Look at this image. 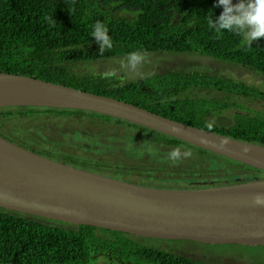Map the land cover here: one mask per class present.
Returning a JSON list of instances; mask_svg holds the SVG:
<instances>
[{"label":"trees","instance_id":"16d2710c","mask_svg":"<svg viewBox=\"0 0 264 264\" xmlns=\"http://www.w3.org/2000/svg\"><path fill=\"white\" fill-rule=\"evenodd\" d=\"M214 4L215 0H0V71L115 97L193 126L264 144V104L256 109L238 98L264 102V90L244 80L176 70L122 83L115 75L83 72L82 66L92 61L143 50L145 54H200L248 68L264 78V37L247 47L242 36L210 31L205 17L211 11L213 18L222 12ZM97 21L108 27L113 42L112 49L102 55L91 35ZM194 86L200 94L187 95L186 89ZM227 113L233 118L228 123L207 119L211 114H216L215 119ZM76 115L101 117L132 131L124 136L105 132L90 135L83 153L72 154L53 146L52 137L41 133L35 138L12 122L17 118ZM0 135L68 164L149 186L198 188L196 182L217 186L264 177L262 169L126 119L87 110L0 107ZM176 148L181 156L173 160L169 153ZM185 152L190 155H183ZM108 153L117 157L107 158ZM240 165L246 171L235 169ZM47 219L0 207V264L80 259L89 256V246L98 242L99 232L128 233L55 219L50 223Z\"/></svg>","mask_w":264,"mask_h":264},{"label":"water","instance_id":"95a60500","mask_svg":"<svg viewBox=\"0 0 264 264\" xmlns=\"http://www.w3.org/2000/svg\"><path fill=\"white\" fill-rule=\"evenodd\" d=\"M87 110L143 125L264 171V144L217 133L115 97L0 71V107ZM247 149V151H245ZM198 188L143 185L43 155L0 135V207L132 234L264 245V177Z\"/></svg>","mask_w":264,"mask_h":264},{"label":"rangeland","instance_id":"374dc122","mask_svg":"<svg viewBox=\"0 0 264 264\" xmlns=\"http://www.w3.org/2000/svg\"><path fill=\"white\" fill-rule=\"evenodd\" d=\"M124 57L103 59L92 61L85 66H82L83 72L93 73L96 76L102 75H115L121 79L122 83L130 80H141L145 77L153 74H164L170 71L182 70L184 72L200 71L209 72L219 75H226L237 80H244L247 83L255 85L257 88L264 90V78L257 72H252L248 68L240 67L230 63L214 60L210 57L203 56L200 54H188V53H170L155 51L146 54V60L137 67L135 72H132L122 67L121 62L125 61ZM188 91V92H187ZM200 89L190 87L186 89L187 95L190 93L195 96L200 94ZM239 100L252 106L256 109L263 108V101H254L249 98L238 97ZM211 114L207 116L208 120H214L219 122L221 120L226 123L233 120L232 117L227 113L225 116H214ZM17 126H22L23 129L32 133L35 138H40V134L47 137H52V145L66 152H72L81 154L83 153L84 145L90 135L106 133V135L118 134L124 136L125 133H131V129L124 126L117 125L114 122H104L101 117L91 118L88 116H73L69 117H51L46 118L38 116L36 118H17L13 119ZM8 127L12 128V123H9ZM105 141V140H104ZM106 141H109L106 139ZM45 144V142H42ZM92 145L96 144L92 142ZM91 154V153H90ZM116 154L108 153L107 158H112ZM95 157V153H93ZM99 157V155H98ZM117 157V156H116ZM233 166V165H231ZM86 169V168H84ZM242 171H246L244 166L240 165L235 167ZM229 180V178H226ZM152 242H161V239H151ZM167 242L178 243L187 249H198L205 253H213L216 255H232L235 257H243L245 260L256 262L257 264H264V245L250 246L242 245L237 243L231 244H218L210 245L203 242H192V241H171Z\"/></svg>","mask_w":264,"mask_h":264},{"label":"flooded vegetation","instance_id":"af4514ba","mask_svg":"<svg viewBox=\"0 0 264 264\" xmlns=\"http://www.w3.org/2000/svg\"><path fill=\"white\" fill-rule=\"evenodd\" d=\"M48 219L46 221L54 223L53 220ZM98 236V242L89 246L92 250L88 249V257L84 255L80 259L71 261L55 260L42 264H257L239 256L216 255L195 248L187 249L178 243L167 242L170 239L132 233L118 234L109 231L106 233L99 232ZM151 239L164 241L154 243ZM185 240L201 242L189 239L171 241Z\"/></svg>","mask_w":264,"mask_h":264},{"label":"clouds","instance_id":"9594fccd","mask_svg":"<svg viewBox=\"0 0 264 264\" xmlns=\"http://www.w3.org/2000/svg\"><path fill=\"white\" fill-rule=\"evenodd\" d=\"M215 8H222L218 17L213 18L214 13L208 14L205 19L207 27L217 35L230 33L235 36H242L247 47H252L254 41L264 37V0H215ZM92 37L99 44V52L111 50L113 47L112 38L109 35L108 27L97 21L92 26ZM146 60L143 50L131 51L127 54L125 61L121 62L122 67L135 72L137 67ZM209 122L207 127L212 128ZM247 151V149H245ZM183 155H190L189 152ZM169 156L176 160L181 156L179 148L173 149ZM256 205L264 206V192H257L253 197Z\"/></svg>","mask_w":264,"mask_h":264}]
</instances>
